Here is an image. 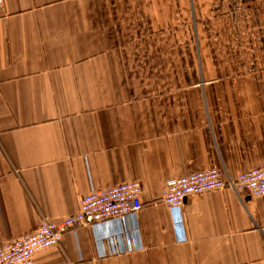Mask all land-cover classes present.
I'll return each instance as SVG.
<instances>
[{"label":"crops","instance_id":"0c3cea01","mask_svg":"<svg viewBox=\"0 0 264 264\" xmlns=\"http://www.w3.org/2000/svg\"><path fill=\"white\" fill-rule=\"evenodd\" d=\"M264 166V0H4L0 243L137 182L142 209L32 264H264V196L158 201L175 178Z\"/></svg>","mask_w":264,"mask_h":264},{"label":"built area","instance_id":"2783aa9c","mask_svg":"<svg viewBox=\"0 0 264 264\" xmlns=\"http://www.w3.org/2000/svg\"><path fill=\"white\" fill-rule=\"evenodd\" d=\"M4 0H0V6ZM231 189L250 198L264 196V166L247 170L230 178L224 169L212 168L167 181L158 201L179 213L187 198ZM142 186L137 182L122 183L111 188L90 192L79 200L75 214L59 222L42 220L32 232L11 242L0 243V264H32L37 252L59 247L69 230L92 226L116 218L136 215L143 207Z\"/></svg>","mask_w":264,"mask_h":264},{"label":"rangeland","instance_id":"374dc122","mask_svg":"<svg viewBox=\"0 0 264 264\" xmlns=\"http://www.w3.org/2000/svg\"><path fill=\"white\" fill-rule=\"evenodd\" d=\"M236 177V176H235Z\"/></svg>","mask_w":264,"mask_h":264}]
</instances>
